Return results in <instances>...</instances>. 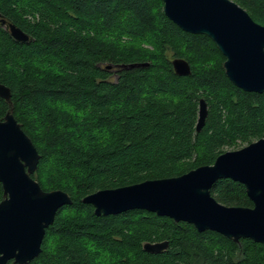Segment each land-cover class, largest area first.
Listing matches in <instances>:
<instances>
[{"label": "trees", "instance_id": "1", "mask_svg": "<svg viewBox=\"0 0 264 264\" xmlns=\"http://www.w3.org/2000/svg\"><path fill=\"white\" fill-rule=\"evenodd\" d=\"M264 24V0H235ZM0 81L40 157L32 176L71 202L57 209L41 251L26 264H264V243L142 208L93 212L97 189L181 174L264 131V92L232 83L224 55L206 34L180 28L162 0H0ZM191 67L177 74L172 58ZM147 65L116 68L119 63ZM207 102L196 130L198 100ZM9 105L0 96V118ZM211 194L252 205L244 185L219 178ZM0 183V199L3 197ZM168 240L161 251L145 241ZM6 264H17L7 262Z\"/></svg>", "mask_w": 264, "mask_h": 264}, {"label": "water", "instance_id": "2", "mask_svg": "<svg viewBox=\"0 0 264 264\" xmlns=\"http://www.w3.org/2000/svg\"><path fill=\"white\" fill-rule=\"evenodd\" d=\"M165 15L183 30L208 35L224 55L222 67L241 89L264 92V24L255 21L235 0H162ZM9 34L26 41L29 35L14 22L1 19ZM177 74L191 73L183 57L171 60ZM148 62L116 64V68ZM0 96L9 107L0 118V264L10 259L26 264L41 251L46 228L57 209L70 203L60 188L44 189L32 176L40 154L12 112L10 87L0 81ZM207 102L198 100L196 130L204 124ZM219 178L241 182L252 205H229L210 191ZM81 200L96 215L142 208L175 221L192 223L197 230H215L234 241L250 238L264 243V131L261 136L216 155L181 174L146 178L130 184L100 188ZM168 240L145 241L143 248L158 252Z\"/></svg>", "mask_w": 264, "mask_h": 264}, {"label": "rangeland", "instance_id": "3", "mask_svg": "<svg viewBox=\"0 0 264 264\" xmlns=\"http://www.w3.org/2000/svg\"><path fill=\"white\" fill-rule=\"evenodd\" d=\"M247 143V142H246ZM245 142H239V141H237V143L236 144H234V145H231V146H227L226 147V149H234V148H238V147H241L242 145H245L246 144Z\"/></svg>", "mask_w": 264, "mask_h": 264}, {"label": "flooded vegetation", "instance_id": "4", "mask_svg": "<svg viewBox=\"0 0 264 264\" xmlns=\"http://www.w3.org/2000/svg\"><path fill=\"white\" fill-rule=\"evenodd\" d=\"M2 15H0V24H1V19H2ZM1 25H4V24H1ZM8 262H12V260L10 259ZM13 263V262H12Z\"/></svg>", "mask_w": 264, "mask_h": 264}]
</instances>
